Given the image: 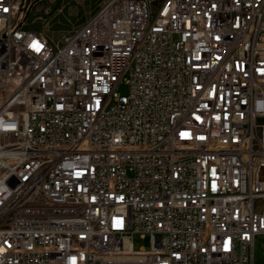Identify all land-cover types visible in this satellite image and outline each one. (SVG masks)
<instances>
[{
	"label": "built area",
	"instance_id": "2783aa9c",
	"mask_svg": "<svg viewBox=\"0 0 264 264\" xmlns=\"http://www.w3.org/2000/svg\"><path fill=\"white\" fill-rule=\"evenodd\" d=\"M39 1L0 0V264H255L264 0H105L57 42Z\"/></svg>",
	"mask_w": 264,
	"mask_h": 264
},
{
	"label": "rangeland",
	"instance_id": "374dc122",
	"mask_svg": "<svg viewBox=\"0 0 264 264\" xmlns=\"http://www.w3.org/2000/svg\"><path fill=\"white\" fill-rule=\"evenodd\" d=\"M104 2L105 0H40L30 11L28 27L43 31L51 41L57 42L61 34L80 27ZM144 243L143 239L136 238L134 247L137 249ZM255 264H264V237L258 239Z\"/></svg>",
	"mask_w": 264,
	"mask_h": 264
},
{
	"label": "trees",
	"instance_id": "16d2710c",
	"mask_svg": "<svg viewBox=\"0 0 264 264\" xmlns=\"http://www.w3.org/2000/svg\"><path fill=\"white\" fill-rule=\"evenodd\" d=\"M48 14V13H47Z\"/></svg>",
	"mask_w": 264,
	"mask_h": 264
}]
</instances>
